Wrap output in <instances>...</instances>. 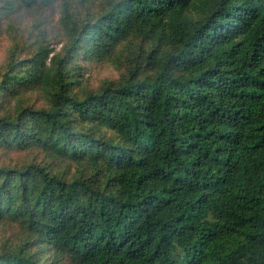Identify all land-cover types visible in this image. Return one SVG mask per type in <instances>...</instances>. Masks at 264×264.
<instances>
[{"label": "trees", "instance_id": "trees-1", "mask_svg": "<svg viewBox=\"0 0 264 264\" xmlns=\"http://www.w3.org/2000/svg\"><path fill=\"white\" fill-rule=\"evenodd\" d=\"M2 16L0 264H264V0ZM77 59L124 70L91 91Z\"/></svg>", "mask_w": 264, "mask_h": 264}, {"label": "rangeland", "instance_id": "rangeland-1", "mask_svg": "<svg viewBox=\"0 0 264 264\" xmlns=\"http://www.w3.org/2000/svg\"><path fill=\"white\" fill-rule=\"evenodd\" d=\"M49 8L43 9V13H46ZM30 17V12L28 14L23 15V19H27ZM11 16H2L0 18V49L6 45V36L4 30L7 25L10 24ZM61 48V44L55 45L54 50L58 52ZM77 67L79 68L80 77V86L88 89V90H96L104 80L115 81L120 77V74L123 72V67H116L110 64L108 61L94 62V61H85V60H76ZM26 96V95H25ZM25 99V98H24ZM33 104V102H31ZM16 102H12L11 108L14 107ZM38 107V106H37ZM19 158V156H16ZM0 159H3L2 154L0 153ZM9 232L3 230L0 227V246L4 243L7 245H11V241H7L9 239Z\"/></svg>", "mask_w": 264, "mask_h": 264}, {"label": "clouds", "instance_id": "clouds-1", "mask_svg": "<svg viewBox=\"0 0 264 264\" xmlns=\"http://www.w3.org/2000/svg\"><path fill=\"white\" fill-rule=\"evenodd\" d=\"M45 16H46L48 23L50 25H55L56 23L59 22V19H60L59 13L55 9H52V8H49L46 13H43V12L37 13V19L43 20L45 18ZM28 23L33 24V23H35V20L32 18H29ZM61 47H62V45H61Z\"/></svg>", "mask_w": 264, "mask_h": 264}]
</instances>
